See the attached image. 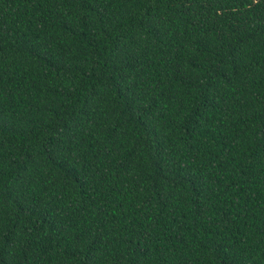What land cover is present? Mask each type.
<instances>
[{
    "label": "trees",
    "instance_id": "16d2710c",
    "mask_svg": "<svg viewBox=\"0 0 264 264\" xmlns=\"http://www.w3.org/2000/svg\"><path fill=\"white\" fill-rule=\"evenodd\" d=\"M0 264H264V0H0Z\"/></svg>",
    "mask_w": 264,
    "mask_h": 264
}]
</instances>
